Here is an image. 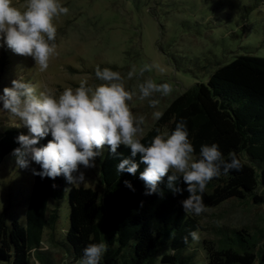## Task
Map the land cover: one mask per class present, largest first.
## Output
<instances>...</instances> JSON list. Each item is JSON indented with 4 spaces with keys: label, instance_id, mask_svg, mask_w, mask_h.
Returning a JSON list of instances; mask_svg holds the SVG:
<instances>
[{
    "label": "trees",
    "instance_id": "obj_1",
    "mask_svg": "<svg viewBox=\"0 0 264 264\" xmlns=\"http://www.w3.org/2000/svg\"><path fill=\"white\" fill-rule=\"evenodd\" d=\"M240 7L247 23L263 22L264 27V0H244ZM8 49L0 46V85L3 74H8L9 83L26 75L20 76L26 72ZM181 118L186 121L194 155L198 156L201 144L217 142L225 159L234 151L243 164L240 170H230L208 182L203 193L207 210L230 200L264 206V57L238 55L217 66L206 83L197 82L178 95L141 142L147 145L156 134L170 132ZM20 132L26 130L0 128V165L18 146L15 137ZM48 139L50 135L39 143ZM117 151L123 156L130 152L123 145ZM103 152L99 159L102 194L90 187L68 186L63 175L55 180L33 175L25 220L9 222L7 211L0 213V264H42L40 258L50 251L43 243L48 226L51 242H58L55 201L65 193L69 209L65 246L74 264L87 244L101 240L107 249L100 264H196L199 259L205 264H264V228H220L217 240L203 238L200 233L198 243L186 244L183 237L191 230H204L201 219L207 210L200 215L184 212L179 200L188 193L173 195L164 183L160 185L163 197L144 195V182L138 173L117 172L116 164L122 157L110 154L107 147ZM143 167L141 164L138 172ZM125 179L132 182L135 191L125 186Z\"/></svg>",
    "mask_w": 264,
    "mask_h": 264
},
{
    "label": "rangeland",
    "instance_id": "obj_2",
    "mask_svg": "<svg viewBox=\"0 0 264 264\" xmlns=\"http://www.w3.org/2000/svg\"><path fill=\"white\" fill-rule=\"evenodd\" d=\"M244 0H62L69 8L67 14L55 19L57 25L58 55L51 58L49 68L38 71L30 56L14 53L16 64L22 65L25 79L59 94L66 87H77L82 79L95 87L101 83L95 77L97 65L111 67L124 77L129 89L136 91L131 110L145 117L141 138L157 121L152 113L163 111L188 87L206 83L219 65L231 62L238 55L264 57L263 22L247 23L240 5ZM19 7L25 0H14ZM264 17V16H263ZM5 46L6 45H0ZM8 48V47H7ZM8 53L13 51L9 48ZM155 62L164 68L140 69ZM134 69L131 78L127 76ZM8 74H3L0 91L9 86ZM146 78L157 83L167 81L172 91L153 97L159 103L148 104V99L139 98L137 85ZM18 118L0 111V128L14 126ZM27 129L25 127H19ZM165 132V131H164ZM104 152L102 153L103 156ZM94 168H83L86 183L78 186L90 187L101 194L99 159ZM35 163L27 168H18L15 158L9 155L0 165V213L7 211V219L25 220L27 201L32 185ZM66 181V180H65ZM67 182V181H66ZM59 209L55 238L51 242V229L44 234V247L50 251L41 257L42 264H74L69 259V248L65 246V229L68 226V203L66 193L55 201ZM203 238L218 239L220 228L240 229L243 227L264 228V206L244 205L230 200L210 208L202 216ZM194 244V243H193ZM35 264H40L36 262ZM196 264H205L199 259Z\"/></svg>",
    "mask_w": 264,
    "mask_h": 264
},
{
    "label": "clouds",
    "instance_id": "obj_3",
    "mask_svg": "<svg viewBox=\"0 0 264 264\" xmlns=\"http://www.w3.org/2000/svg\"><path fill=\"white\" fill-rule=\"evenodd\" d=\"M68 12L62 0H25L19 7L14 0H0V45H6L16 54L30 56L38 71L44 72L51 58L58 55L54 21ZM150 67L164 71L153 62L145 64L140 72ZM133 74L134 69L127 76L131 78ZM95 77L101 81L95 87L82 79L79 86L66 87L59 94L47 88L38 89L36 83L23 77L13 78L9 86L3 87L0 111L13 114L18 118L15 126L27 129L15 137L18 146L11 154L17 167L27 168L34 162L39 169L32 171L41 178L55 180L63 175L68 186H78L87 182L81 166L94 168L97 157L107 147L110 154L122 157L116 164L117 172L133 176L138 173L144 182V195L163 197L160 185L164 183L173 195L188 193L179 200L184 212L200 215L206 211L203 201L206 185L214 177L240 170L243 167L240 157L230 151L225 159L217 142L201 144L198 156L194 155L183 118L170 132L156 134L147 145L142 143L145 117L134 114L130 104L136 91L126 87L121 73L109 67L101 69L97 65ZM137 87L139 98H149L150 106L159 103L151 98L155 93L166 96L172 91L171 83H157L152 78L144 79ZM162 115L160 110L152 113L156 120ZM49 135L51 139L39 143ZM121 145L129 148V155L117 151ZM141 164L143 170L138 172ZM123 183L135 191L130 180ZM52 187L57 185L53 183ZM140 203L142 206L143 201ZM183 239L186 244L198 243L199 229L191 230ZM106 249L103 240L87 244L77 264H100Z\"/></svg>",
    "mask_w": 264,
    "mask_h": 264
},
{
    "label": "water",
    "instance_id": "obj_4",
    "mask_svg": "<svg viewBox=\"0 0 264 264\" xmlns=\"http://www.w3.org/2000/svg\"><path fill=\"white\" fill-rule=\"evenodd\" d=\"M99 169H100V167H99Z\"/></svg>",
    "mask_w": 264,
    "mask_h": 264
}]
</instances>
